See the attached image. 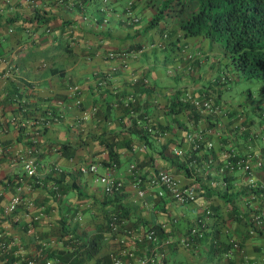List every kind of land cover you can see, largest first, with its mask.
Returning a JSON list of instances; mask_svg holds the SVG:
<instances>
[{
    "label": "trees",
    "instance_id": "16d2710c",
    "mask_svg": "<svg viewBox=\"0 0 264 264\" xmlns=\"http://www.w3.org/2000/svg\"><path fill=\"white\" fill-rule=\"evenodd\" d=\"M146 3L152 10V14L145 21L143 32L151 31L157 37L147 42L149 51L143 49L145 46L142 45V41H138L133 46L108 51L107 54L128 53L132 50V52L141 53L143 58L147 59L149 52L151 56L157 58L156 62L162 65L161 69L166 76L168 77L169 74L173 76L176 81L175 87L160 88L151 85L146 76L152 68L155 70L157 66H145L144 71L139 75L135 74L128 79L126 83L129 89L126 92L107 90L112 102L103 101L99 106L95 105L97 109L101 106L106 110L113 108L117 113L116 118L119 119L117 125L120 129L118 132H111L112 137L103 140L106 156L98 162L103 168L115 170L117 166L130 160L126 169L130 181L134 176H139L143 180L159 172L177 176L176 173L180 171L183 178L185 177L182 181L188 183L186 178L194 174L195 185L191 186L195 192V198L191 203H176L170 199L167 192L158 196L153 190L145 191V194L150 192L155 202H163L162 206L170 200L182 209H189L190 215L184 218L181 215L173 217L169 220L168 227L161 226L159 223L147 224V221H142L138 225L128 223L124 226L125 215L129 212L119 203L116 204V209L105 214L101 212L98 215L101 221L91 235L84 234L83 230H76V227L66 218H61L57 235L55 234L60 241V246L56 251L50 248L44 250L43 259L56 257L65 264H70V261L74 262L72 264H81L89 260L97 263L108 261L111 254L124 261H137L138 264H168L166 254H173L178 248L192 251L193 247H200V251L210 259V264H224L225 260L229 259L225 256L230 253L237 256L243 253L247 256L240 240L229 237L232 236V234L229 235L231 230H228L231 224L240 226L235 227L234 230L240 231L243 240L264 237L260 229H255L254 234L248 233L249 222L245 217L247 213L241 212L237 205L244 196L242 195L245 188L244 174L236 173L224 178L226 185L222 188L209 186L210 180L217 181V177L213 176L218 167L223 164L220 156L223 151L234 152L235 157L234 160L231 159V162L241 158L244 150L257 152L264 159V100L246 106L245 109L241 108L240 103L234 105L228 100L235 94L232 91L236 88V77L238 79L253 78L263 82L260 92L264 93V0H146ZM130 10L131 2H128L127 12ZM102 21L105 23L106 19L102 18ZM215 45L218 47L220 56L223 57L222 68L214 59L217 53L214 55L211 48ZM121 63L125 65L124 60ZM201 66L207 67L205 75L197 72ZM229 71L235 76L229 77ZM181 78L185 81L184 85L179 83ZM94 83L104 88L108 85L107 78L103 74L98 76ZM190 85L197 86L189 90ZM238 93L243 102L251 98L249 89H241ZM72 98L75 97L72 96ZM202 100L208 101L207 108L202 107ZM196 101L199 104H195ZM62 114L58 112L43 116L41 118L45 120L42 124L46 121L47 125L55 123L63 117ZM161 116L167 121L161 122ZM52 117L56 119L53 120ZM171 123L179 128L180 135L172 131ZM241 127L245 129L242 130ZM209 130L212 133L216 132L218 136L214 144L208 148L204 139L197 140L192 134L195 135L198 132L206 134L204 131ZM188 135H192V141ZM54 145L55 150L65 155L71 148L68 143ZM29 146L33 148L32 144ZM119 148H124L131 158L121 160ZM173 148H179L183 151L182 154H174ZM33 150L35 151L34 148ZM147 152L150 162L154 152L162 160H169L170 166L160 168L153 163L150 164L151 174L146 173L139 154L146 155ZM129 165L133 166L132 169H129ZM173 167L175 170L170 171L169 169ZM251 169L257 177H263L264 167L253 166ZM49 172L54 177L43 179V182L48 184L43 188H46L53 200L60 199L62 191L69 188L62 183L64 173L56 166H52ZM75 173V175H81L78 166ZM20 178L22 173L6 178L3 185L12 190ZM53 183L57 185L58 196L50 188ZM121 189L122 186L120 190L110 192L111 199L115 200ZM204 195H207L206 199L214 197L216 201L211 200L200 205L198 201L204 198ZM163 207L161 208L164 213L166 209ZM206 210L209 213L205 218ZM18 211H14L12 215H18ZM176 221L184 227L180 233L177 232ZM201 222L204 223V227L201 226L203 224ZM12 224L21 225L17 222ZM110 224L117 227L112 229ZM191 228L203 232L201 238L195 239L189 247H183L179 241L182 237L188 236ZM23 230L25 232V228ZM151 230L154 237L148 238L145 234ZM121 236H124L122 240L118 238ZM105 238L113 240L114 250L104 259L94 257ZM117 238L119 240L114 241ZM1 239L9 240L7 234L1 236ZM229 240L236 242L237 247L233 248ZM14 250V246L9 249V259L12 258ZM151 257H154L153 261L150 260ZM249 260L255 262L252 259Z\"/></svg>",
    "mask_w": 264,
    "mask_h": 264
},
{
    "label": "crops",
    "instance_id": "0c3cea01",
    "mask_svg": "<svg viewBox=\"0 0 264 264\" xmlns=\"http://www.w3.org/2000/svg\"><path fill=\"white\" fill-rule=\"evenodd\" d=\"M128 2H131L129 13ZM146 4V0H0V206L12 194L3 182L22 173L16 155L30 144L35 149L37 172L42 180L52 177L50 168L56 166L64 173L62 183L69 186L57 200L50 197L46 188L24 193L32 199L35 210L42 208V216L33 224L32 234L24 232L23 224H12L8 228L0 226L3 235L7 234L9 240L15 239L18 243L14 245L12 258L7 256V261L11 262L6 264L16 261L18 247L25 256L40 248L37 261L43 264V251L47 248L56 251L60 246L56 232L61 218H66L76 230L91 235L101 221L98 215L116 209L119 203L129 212L125 215L124 226L147 221V224L159 223L168 227L173 217L181 215L184 218L190 214L186 208L174 211L171 206L176 205L170 200L163 205L166 209L163 213V202H155L150 192L137 197L126 170L131 156L124 148L118 149L120 159L128 158L129 161L113 170V175L122 182L115 200L92 174L75 175L80 163L96 164L99 173L105 170L98 162L106 156L103 140L120 129L113 108L106 110L101 106L97 109L95 105L112 102L107 90L126 92L128 79L139 75L145 66H157L155 70L149 68L152 71L146 76L151 85L175 87L161 69L162 65L156 62L157 58L149 52L147 59L132 50L107 54L133 46L138 41H142L146 48L151 38H157L151 31L143 32L145 21L152 14ZM102 18L106 19L105 23ZM123 60L125 65L121 63ZM102 74L108 81L105 88L94 83ZM74 85L79 88L78 98L70 95V88ZM197 85H190L188 89ZM58 112L63 113L59 121L47 126L42 124L45 119L41 117ZM160 120L167 121L162 116ZM171 125L172 131L180 135L179 128L174 123ZM62 143L71 146L67 155L55 150L54 144ZM147 154H139L146 173L151 174L150 164L153 163L160 168L170 166L169 160H162L154 152L150 162ZM169 170L174 171L175 167ZM176 175L183 177L180 171ZM206 196L198 201L200 205L216 201L214 197L207 200ZM76 216L79 219H75ZM175 225L178 233L183 231L179 221ZM235 227L240 226H229V235L232 234L229 237L240 240L249 259L264 261V237L243 240ZM123 237L118 238L122 240ZM50 239L53 242H49ZM104 241L94 257L104 259L114 250L113 240L105 238ZM166 256L168 264L170 261L198 259L197 264H210L200 247H193L192 251L178 248ZM225 257L229 259L224 264H239V256L234 253ZM50 258L57 260L56 257ZM85 262L93 263V260Z\"/></svg>",
    "mask_w": 264,
    "mask_h": 264
},
{
    "label": "built area",
    "instance_id": "2783aa9c",
    "mask_svg": "<svg viewBox=\"0 0 264 264\" xmlns=\"http://www.w3.org/2000/svg\"><path fill=\"white\" fill-rule=\"evenodd\" d=\"M70 95L78 98L79 88L74 85L70 88ZM78 102V100H75ZM195 104H199L197 101ZM202 107H208V101L202 100ZM55 120V117H52ZM47 123V121H46ZM45 123V124H46ZM48 124V123H47ZM46 124V125H47ZM241 129H245L241 127ZM206 134H200L199 132L193 135V137L197 140H205L206 146L209 148L215 142L218 134L212 133L209 131H204ZM192 135H188V138L192 141ZM209 135V136H208ZM208 138H207V137ZM206 137V138H205ZM33 148L27 147L22 152L17 153L16 157L18 163L21 166L22 178H20L17 183L13 186L12 194L9 198L0 206V226L4 228H8L12 222H17L23 224L25 228L26 234H32L33 224L39 220L42 216V208H38L35 210L33 201L30 197L25 196V192H30L35 188H43L47 187L48 184H45L42 178L39 176L37 172V163L36 158L34 156ZM172 152L176 155H181L182 150L179 148H173ZM221 159H223V164L218 167L217 172L213 177H217V181L210 180L209 186H218L222 188L226 185V180L224 178L233 176L236 173H242L245 175V188L243 190V198L237 202L239 205V209L241 212L246 211L245 217L247 218V222H249V226L247 227L249 234H254L255 229H260L264 234V175L259 178L254 173H252V167H264V159L257 154V152H251L250 150H244V155L241 158H237L234 160V152L231 150L229 152L223 151L220 154ZM232 159V160H231ZM132 165H129V169H132ZM78 171L81 174H92L95 176L96 180L107 192H113L120 190L122 186V182L115 178L113 175V170L110 168H105L102 173L97 171V165L94 163L88 164H80L78 166ZM182 179L185 180V177L174 176L168 174L166 172H159L157 175L153 177H148L146 179H141L139 176H134L130 181V186L133 189L135 195L139 198L143 197L146 190H153L158 196H162L164 192H167L170 199L174 200L176 203H191L194 201L195 192L191 185H195L194 180L196 179L194 174H190L188 178H186L188 183H184ZM50 188L55 192L56 196L59 195L57 193V185L51 184ZM240 189V188H239ZM238 189V190H239ZM1 196V191H0ZM245 208V210H244ZM16 210L18 211V215H12V213ZM209 211H205V218L208 215ZM75 219H79L76 216ZM244 222V220H242ZM241 221V222H242ZM210 222V221H209ZM208 222V223H209ZM203 223V222H201ZM112 229H115L117 226L110 224ZM204 227V223L201 224ZM207 230V229H205ZM201 233L197 231L196 228H191L188 236L182 237L179 243L183 247H189L195 239L201 238ZM3 236V233H0V237ZM145 236L154 237L152 230L147 232ZM233 240H229L232 244V247H237L236 242H232ZM49 242H53L52 239ZM169 243V241H165ZM18 245L15 239H10L6 241L5 239L0 240V264H6L7 256L9 254V249L12 246ZM18 255L16 261H13L12 264H38L37 258L41 255L40 248L35 250L32 255L25 256L24 253L19 250L18 247ZM239 264H264V262H251L245 254L239 253ZM156 253H154V257L156 258ZM154 257H151V261L154 260ZM43 264H59L57 260L53 258H44ZM82 264V263H81ZM84 264H138L137 261H124L120 257L109 255L108 261H99L97 263H89L84 262Z\"/></svg>",
    "mask_w": 264,
    "mask_h": 264
},
{
    "label": "rangeland",
    "instance_id": "374dc122",
    "mask_svg": "<svg viewBox=\"0 0 264 264\" xmlns=\"http://www.w3.org/2000/svg\"><path fill=\"white\" fill-rule=\"evenodd\" d=\"M205 45L207 46V43L206 42H205ZM211 49L214 52V55L217 53V56H214V59L217 61L216 62L217 65H219L222 68L223 67V57L220 56V53L218 51V47L215 45ZM169 71H171V70H169ZM197 72L202 75L205 72H207V67H202L201 66V67H199V69L197 70ZM231 75H234V74H232L230 72L229 77ZM168 77L173 81L172 84H174V82H176L173 79V76L171 74H169ZM186 81H188V80H186ZM178 82H179V80H178ZM184 82H185L184 79L181 78V80H180L179 83L184 85ZM235 83H236V88L232 91L235 94H233V97L232 98H229L228 99L232 104L236 105L237 103H240L241 108L245 109L246 106L248 107L250 105H254V104L260 103V102H262L264 100V93L263 92H260V89L262 88L263 82H261L259 80H256V79H253V78H249V79L239 78L238 79L236 77ZM158 85H160V83ZM161 86L164 87V85H161ZM161 86H159V87H161ZM241 89L242 90L249 89L250 94H251L250 100H248L246 102L241 101V98H240L239 93H238V91L241 90ZM99 171L101 172L100 169H99ZM171 208L174 211H177V212L182 209L181 207L174 206V205L171 206ZM175 262H177V261H170L169 264H175ZM198 262H199V259L197 261H186V260L184 261V260H181V262H179L177 264H197Z\"/></svg>",
    "mask_w": 264,
    "mask_h": 264
}]
</instances>
